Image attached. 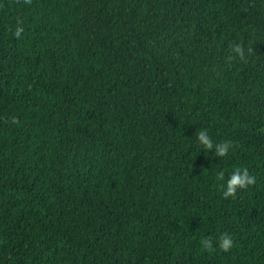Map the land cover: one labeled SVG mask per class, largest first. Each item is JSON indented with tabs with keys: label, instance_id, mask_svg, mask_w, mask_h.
<instances>
[{
	"label": "trees",
	"instance_id": "1",
	"mask_svg": "<svg viewBox=\"0 0 264 264\" xmlns=\"http://www.w3.org/2000/svg\"><path fill=\"white\" fill-rule=\"evenodd\" d=\"M0 264H264V0H0Z\"/></svg>",
	"mask_w": 264,
	"mask_h": 264
},
{
	"label": "clouds",
	"instance_id": "2",
	"mask_svg": "<svg viewBox=\"0 0 264 264\" xmlns=\"http://www.w3.org/2000/svg\"><path fill=\"white\" fill-rule=\"evenodd\" d=\"M25 4H31L32 0H24ZM24 28L22 26V22H17L16 27L14 29V36L17 39L21 38V34L23 33ZM229 47L232 49V51L240 57V59H244L245 57V52L240 44H235V45H229ZM251 51V49H249ZM235 57L234 56H229L228 60L231 61ZM12 123H19L17 118H12ZM198 137V142L208 151L212 150L215 148V154L218 157H225L228 153L229 150L232 146V142H220L214 144L213 141L211 140L210 136L208 135V132L206 130H200L199 132L196 133ZM218 179L223 180L224 179V173L220 172ZM256 183V178L252 176L248 169L245 168H236L231 175L229 176L227 183H226V188L223 192L224 198H229V197H235L237 194L238 189H247L249 186L255 185ZM201 244L203 248L207 251H212L213 250V243L210 239L205 238L204 240L201 241ZM233 246V241L232 238L227 234H222L220 237V242H219V248L224 250L225 252L229 251L230 248Z\"/></svg>",
	"mask_w": 264,
	"mask_h": 264
}]
</instances>
